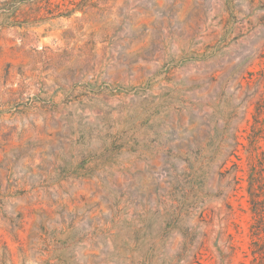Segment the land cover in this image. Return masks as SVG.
<instances>
[{"label":"rangeland","instance_id":"obj_1","mask_svg":"<svg viewBox=\"0 0 264 264\" xmlns=\"http://www.w3.org/2000/svg\"><path fill=\"white\" fill-rule=\"evenodd\" d=\"M250 184L264 0H0V264H264Z\"/></svg>","mask_w":264,"mask_h":264},{"label":"trees","instance_id":"obj_2","mask_svg":"<svg viewBox=\"0 0 264 264\" xmlns=\"http://www.w3.org/2000/svg\"><path fill=\"white\" fill-rule=\"evenodd\" d=\"M248 192L250 194V198H249L251 203L250 209L252 210L255 216V221L254 223H252L250 227L251 236L257 237V240H253L252 242L253 248H251V251L254 256L255 254H258V256L262 259L261 261H263L264 263V256L261 255L263 247L261 248L258 247V243H259L258 239L261 238L260 232L264 231V198L260 199L259 194L255 193L252 190L251 184L248 187Z\"/></svg>","mask_w":264,"mask_h":264}]
</instances>
